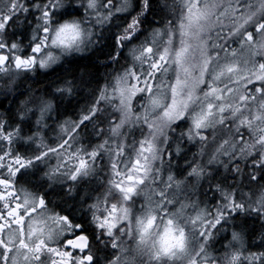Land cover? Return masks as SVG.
<instances>
[{
  "label": "clouds",
  "instance_id": "clouds-1",
  "mask_svg": "<svg viewBox=\"0 0 264 264\" xmlns=\"http://www.w3.org/2000/svg\"><path fill=\"white\" fill-rule=\"evenodd\" d=\"M0 264H264V0H0Z\"/></svg>",
  "mask_w": 264,
  "mask_h": 264
}]
</instances>
